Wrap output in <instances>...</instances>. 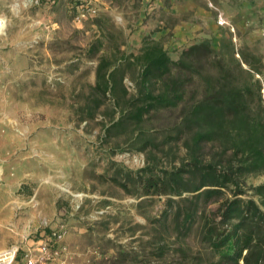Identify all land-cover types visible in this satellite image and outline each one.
<instances>
[{
  "label": "rangeland",
  "instance_id": "374dc122",
  "mask_svg": "<svg viewBox=\"0 0 264 264\" xmlns=\"http://www.w3.org/2000/svg\"><path fill=\"white\" fill-rule=\"evenodd\" d=\"M72 3L0 0V165L10 171L0 182L22 183L15 192L19 240L0 254L17 247L11 264H25L46 242L65 249L36 264L208 263L197 225L178 232L169 196L153 194L141 169L161 173L189 160L181 109L202 93L206 75L219 73V60L240 74L233 48L261 59L264 80V0H95L97 12L80 21ZM152 40L173 60L203 40L215 52L196 60L199 74L184 102L150 112L137 126L127 117L140 96L134 56ZM101 59L116 67L105 94L96 87ZM199 153L218 158L215 143ZM246 182L260 184L264 175ZM60 223L67 234L51 241Z\"/></svg>",
  "mask_w": 264,
  "mask_h": 264
},
{
  "label": "trees",
  "instance_id": "16d2710c",
  "mask_svg": "<svg viewBox=\"0 0 264 264\" xmlns=\"http://www.w3.org/2000/svg\"><path fill=\"white\" fill-rule=\"evenodd\" d=\"M72 2L77 10L83 0ZM214 52L203 40L173 60L158 41H144L134 56L141 68L139 103L132 105L127 117L139 126L152 111L176 108L185 101L188 82L199 74L196 60ZM233 57L240 74L234 75L219 60V73L206 75L202 93L181 109V130L191 133L189 160L161 173L153 172L149 164L141 169L148 171L145 184L153 194L169 196L175 229L187 235L197 225L212 256L208 263L182 264H264V182L250 186L246 182L250 175H264V80L257 77L263 74V65L260 58L250 60L234 48ZM111 66L105 59L97 66L96 87L104 94L115 83L116 67ZM158 82L161 88L156 92L153 86ZM206 143L216 144L217 159L203 160L199 151ZM212 203L215 206L209 207Z\"/></svg>",
  "mask_w": 264,
  "mask_h": 264
},
{
  "label": "crops",
  "instance_id": "0c3cea01",
  "mask_svg": "<svg viewBox=\"0 0 264 264\" xmlns=\"http://www.w3.org/2000/svg\"><path fill=\"white\" fill-rule=\"evenodd\" d=\"M33 137L35 139L37 135ZM9 138L12 139L14 137L11 135ZM8 172L10 173V171ZM8 172L5 165H0V179H3L5 176L6 178H9ZM21 184L22 183L12 184L8 182H0V249L6 247L9 241L15 242L19 240V216L16 211L18 205L15 200V192H17ZM5 223L9 226H5ZM57 226L58 224H55L53 228ZM12 257L13 252H7L6 256L0 254V263L5 264L10 262Z\"/></svg>",
  "mask_w": 264,
  "mask_h": 264
},
{
  "label": "built area",
  "instance_id": "2783aa9c",
  "mask_svg": "<svg viewBox=\"0 0 264 264\" xmlns=\"http://www.w3.org/2000/svg\"><path fill=\"white\" fill-rule=\"evenodd\" d=\"M97 6L95 0H83V2L77 6L76 16L75 18L80 21L81 19L87 18V16H93L97 12ZM67 234V227L64 223H60L57 227L52 228L49 232V239L54 242L63 241L64 237ZM65 247L61 249L55 248L51 249L48 243H41L39 246L38 252L41 253L38 259L30 256L26 259L25 264H36L37 262H42L45 259H49L52 257H56L61 250H64ZM8 250H13V257L10 262L7 264H11L16 257L17 247L12 246Z\"/></svg>",
  "mask_w": 264,
  "mask_h": 264
},
{
  "label": "bare ground",
  "instance_id": "6f19581e",
  "mask_svg": "<svg viewBox=\"0 0 264 264\" xmlns=\"http://www.w3.org/2000/svg\"><path fill=\"white\" fill-rule=\"evenodd\" d=\"M3 24H4L3 20L0 19V27H3Z\"/></svg>",
  "mask_w": 264,
  "mask_h": 264
}]
</instances>
